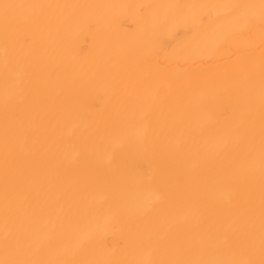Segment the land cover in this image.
Here are the masks:
<instances>
[{"label":"bare ground","instance_id":"6f19581e","mask_svg":"<svg viewBox=\"0 0 264 264\" xmlns=\"http://www.w3.org/2000/svg\"><path fill=\"white\" fill-rule=\"evenodd\" d=\"M0 264H264V0H0Z\"/></svg>","mask_w":264,"mask_h":264}]
</instances>
